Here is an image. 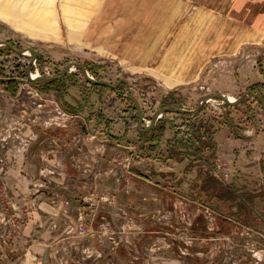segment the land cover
<instances>
[{"label": "rangeland", "instance_id": "1", "mask_svg": "<svg viewBox=\"0 0 264 264\" xmlns=\"http://www.w3.org/2000/svg\"><path fill=\"white\" fill-rule=\"evenodd\" d=\"M75 1L0 0V43L35 50L32 72L57 77L79 63L94 80L116 87L92 85L80 70L37 87L27 76L32 55L0 46V264H264V219L257 215L264 218V197L253 201L254 213L233 217V202H207L199 190L200 171H209L242 193L261 195L264 140L253 143L258 160L247 158L253 150L246 142L264 139L258 100L247 96L234 109L205 104L188 121L164 114L154 134L142 136L127 98L135 96L151 120L165 107L195 110L205 95L237 100L247 91L264 93V42L212 57L185 85L162 82L103 44L116 28L133 32V0H89L83 8ZM96 19L106 36L91 41ZM200 124L245 142L242 168L228 157L203 169L188 155L171 163L170 149L191 154L186 135ZM141 153L150 159L137 162Z\"/></svg>", "mask_w": 264, "mask_h": 264}, {"label": "crops", "instance_id": "2", "mask_svg": "<svg viewBox=\"0 0 264 264\" xmlns=\"http://www.w3.org/2000/svg\"><path fill=\"white\" fill-rule=\"evenodd\" d=\"M149 1L133 0L132 33L127 34L123 31L126 28L121 26V29L116 28L113 39L107 40L105 33L99 35L102 25L101 20L96 19L87 36L91 41L105 37L102 40L107 44L105 47L119 53L121 59L137 63L135 67L149 70L162 82L170 77L185 85L197 78L212 57L231 54L243 45L264 42V0H153L152 5H146ZM121 12L124 23L129 19L125 7ZM109 29L114 30V27ZM147 37L151 38L149 43ZM220 135L223 139H219ZM213 138L217 146L213 163L228 157L236 162V168H242L239 158L245 151V142L233 140L227 129L216 132ZM261 140L264 139L260 135L255 142L246 140L253 150L247 158L258 160L261 151H255L253 143ZM167 168L175 169L172 165Z\"/></svg>", "mask_w": 264, "mask_h": 264}, {"label": "trees", "instance_id": "3", "mask_svg": "<svg viewBox=\"0 0 264 264\" xmlns=\"http://www.w3.org/2000/svg\"><path fill=\"white\" fill-rule=\"evenodd\" d=\"M53 83H50L46 86H42L41 88H50ZM255 92L260 93L261 96L264 99V93L259 91V90H255ZM230 108H235L232 106H229ZM202 110V109H201ZM201 112V111H200ZM197 119V116H189L188 119H184L185 121L191 120V119ZM154 131H150L148 133L143 134L142 136H147V135H151L154 134ZM203 132V133H202ZM217 131H215L214 129H210L209 127H205L204 125L200 124V130L197 129L196 133L193 135H190L188 133V135H186L188 141L187 143L189 144V146L191 147L192 151L191 154L188 153H183L182 149L179 151H175L173 152L172 149L169 150L168 153V159L170 161L172 160H176L177 156H181L182 155H188V157H186L187 159L189 158V156H192V162L197 163L198 165H200V167L203 169L205 166H213V161L216 159V153H217V146L216 143L213 141L214 138L213 136L216 134ZM208 137V138H207ZM194 138V140H196L195 142H193L191 139ZM154 140V139H153ZM151 140V141H153ZM204 149H212V157H208L205 155V150ZM150 152L154 151V148L151 147V149L149 150ZM177 152V153H176ZM211 155V154H210ZM191 158V157H190ZM143 159H150V156H145L143 153L139 154L138 157L136 158L137 162L142 161ZM200 177H201V185H200V192H202L206 198H207V202L210 199H215L218 202H233L234 206H236V208L239 210L237 213H229L230 215H232L233 217H239V216H243L244 214L250 215L252 214V212L254 211L251 207L253 205V201H255V199L257 198H262L264 197V190H261V195H255L252 196L248 193H242V191L237 188L235 185H231V184H224L221 183L219 180L215 179L214 176L211 174V172L209 173H203L202 171H200ZM152 178L150 176H148V180ZM154 179V178H153ZM199 187V186H196ZM206 202V203H207ZM210 202V201H209ZM213 203V202H210ZM254 213V212H253ZM259 216L260 219H264L261 215L257 214Z\"/></svg>", "mask_w": 264, "mask_h": 264}, {"label": "water", "instance_id": "4", "mask_svg": "<svg viewBox=\"0 0 264 264\" xmlns=\"http://www.w3.org/2000/svg\"><path fill=\"white\" fill-rule=\"evenodd\" d=\"M1 44L9 47L12 51H14L15 53H17L19 55H23L26 51H29V53L32 55V60L28 66L27 76L29 79H31V76H30L31 64H32V61L36 59V56H37L36 51L33 49L18 50L15 47H13L11 44H9L8 42H1ZM72 67H76L77 70H80V72L82 73V75L84 76L86 81L89 82L90 84L95 85V86H99V87H108L110 89H116L115 86H113L112 84H110L106 81H96V80L91 79L89 77L88 71L85 69V67L83 65H81L79 63H71V64L67 65L60 76L33 80L32 84L37 86V87H42V86H46L50 83H53L55 81H61L67 76V74L70 72V69ZM247 96H253L255 99L258 100V102L261 105V113L264 116V99L261 96V94L253 93L251 91H247L239 99L235 100L234 102H231L228 97H226L225 95H222V94L205 95L198 100L197 108L195 110H192V111L181 109V108H178L175 106H170V107L158 109L153 114V116L151 118V123L149 126L143 125V113H142L141 106H140L138 99L131 94H129V96L127 98L133 102L135 109L138 113L139 122L137 125V130L139 132L148 133V132L155 129L158 119L160 118V116H162L164 114H177V115L181 116L183 119H188L189 116H197L200 113L201 109L205 106V104H207V102L209 100H219V101H222V102L228 104L229 106L236 107V106L240 105Z\"/></svg>", "mask_w": 264, "mask_h": 264}, {"label": "built area", "instance_id": "5", "mask_svg": "<svg viewBox=\"0 0 264 264\" xmlns=\"http://www.w3.org/2000/svg\"><path fill=\"white\" fill-rule=\"evenodd\" d=\"M29 54H30V53H29ZM24 55H25V54H24ZM34 62H35V60L32 61V64H31V65H36V63H34ZM88 74H89V72H88ZM43 75L47 76V78H51V77H50V74H49L48 72H45V71H44ZM30 76H31V79H29V82H31V84H32V81H33V80H37V79H41V78H45V77H43V76L39 73V70H38V69H36L35 72H32V71H31ZM33 77H37V79H34ZM32 85H33V84H32ZM234 101H235V99H234ZM207 105L215 106V108H226V107H229L228 104H226V103H224V102H222V101H219V100H209V101L207 102ZM188 111H189V110H188ZM162 117H163V115L160 116V118L158 119L157 123L162 119ZM150 123H151V120H147V119L143 118V125H144V126H149ZM221 170H222V167H221V165H219V164L216 165L215 168H214V171L216 172V176L219 177V178L221 177V176H220V175H221V173H220ZM226 177H227V175H226Z\"/></svg>", "mask_w": 264, "mask_h": 264}, {"label": "bare ground", "instance_id": "6", "mask_svg": "<svg viewBox=\"0 0 264 264\" xmlns=\"http://www.w3.org/2000/svg\"><path fill=\"white\" fill-rule=\"evenodd\" d=\"M67 1V0H66ZM75 4H77V7H79L80 5H81V7L83 8V4H87V5H90V6H92L91 5V1H89V0H77V1H75L74 2ZM68 7H69V5H67ZM81 10L82 9H80L79 10V13H81ZM43 17V14L41 15V18ZM46 24V23H45ZM38 26H41V25H38ZM0 46H2V44L0 43ZM25 55H29V51H26L25 53H24ZM74 70H77V68L76 67H72L71 69H70V72H73ZM89 77L91 78V79H93V77H91L90 75H89ZM34 79H37V77H33ZM94 80V79H93ZM166 85L167 86H172V84L169 82V81H167L166 82ZM229 100L231 101V102H234V100L233 99H231V98H229Z\"/></svg>", "mask_w": 264, "mask_h": 264}]
</instances>
